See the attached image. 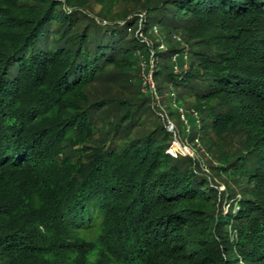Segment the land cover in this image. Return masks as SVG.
<instances>
[{
	"label": "trees",
	"instance_id": "16d2710c",
	"mask_svg": "<svg viewBox=\"0 0 264 264\" xmlns=\"http://www.w3.org/2000/svg\"><path fill=\"white\" fill-rule=\"evenodd\" d=\"M149 20L239 198L145 128ZM0 264H264V0H0Z\"/></svg>",
	"mask_w": 264,
	"mask_h": 264
},
{
	"label": "rangeland",
	"instance_id": "374dc122",
	"mask_svg": "<svg viewBox=\"0 0 264 264\" xmlns=\"http://www.w3.org/2000/svg\"><path fill=\"white\" fill-rule=\"evenodd\" d=\"M100 8V6L95 5L96 12ZM105 8L118 13L124 10L122 5H107ZM133 15L141 18L143 14L139 11H134ZM149 22L151 21L149 20ZM147 27L149 28L147 33L137 30L136 32L135 30L131 31L133 27L129 28L131 33L135 32L146 43L145 50L139 52L137 57L141 70L145 67L146 75L148 73L150 79L146 87L141 85V71L139 77L132 80L133 84L138 85V98L146 102V109H148L146 113L148 125L145 128H151L158 123L164 125L172 135L171 146H174L172 148L175 149L174 152H177V156L180 155L194 159L199 166V170L210 178L219 193L225 195V198L230 192H235L236 198H239L240 188L236 181L213 169V167L219 165L216 158L221 151L219 149L209 150L202 142L200 133L202 115L198 107H196L194 102H188L187 96L183 97L176 88L174 89L172 84L166 83L163 78L169 71L179 74L181 71L189 68L191 45L187 43L186 38L180 32L168 33L161 26H156L158 30L154 31L155 25L152 22ZM170 50L176 51L169 54ZM169 55L171 57L167 59ZM165 64L168 66L167 69L165 68ZM157 67L160 68L161 73L155 76L154 71ZM98 89L102 90L100 92L101 95L106 94L110 97L113 94L109 89L100 87ZM181 110L187 114L186 120H182L180 117ZM193 112L198 114L199 119L192 116ZM223 148L232 152L231 146H224ZM227 209L228 205H223L225 212Z\"/></svg>",
	"mask_w": 264,
	"mask_h": 264
},
{
	"label": "built area",
	"instance_id": "2783aa9c",
	"mask_svg": "<svg viewBox=\"0 0 264 264\" xmlns=\"http://www.w3.org/2000/svg\"><path fill=\"white\" fill-rule=\"evenodd\" d=\"M157 30H158V28L155 26L154 27V31H157ZM141 79H142L141 85H143L144 87H146L147 84H148V81L150 79V76H149L148 73L146 75V68L145 67L142 68V78ZM179 115L182 118V120H186L187 114L183 110L180 111V114ZM192 116L193 117H196L197 119H199V116H198V114L196 112H193L192 113ZM172 147H174V146H170V149H168V153L171 154V155H173V156H177V152H174L175 149L172 148Z\"/></svg>",
	"mask_w": 264,
	"mask_h": 264
}]
</instances>
